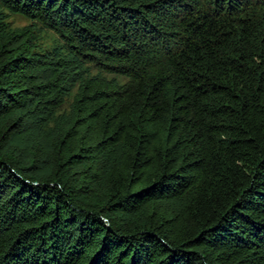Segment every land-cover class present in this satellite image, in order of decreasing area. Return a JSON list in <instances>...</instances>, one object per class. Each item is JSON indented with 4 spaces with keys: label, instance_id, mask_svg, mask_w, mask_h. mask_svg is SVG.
Here are the masks:
<instances>
[{
    "label": "trees",
    "instance_id": "1",
    "mask_svg": "<svg viewBox=\"0 0 264 264\" xmlns=\"http://www.w3.org/2000/svg\"><path fill=\"white\" fill-rule=\"evenodd\" d=\"M0 264H264V0H0Z\"/></svg>",
    "mask_w": 264,
    "mask_h": 264
},
{
    "label": "rangeland",
    "instance_id": "2",
    "mask_svg": "<svg viewBox=\"0 0 264 264\" xmlns=\"http://www.w3.org/2000/svg\"><path fill=\"white\" fill-rule=\"evenodd\" d=\"M5 15V21H7L11 27H23L29 24H32V27L35 29V36H36V43L42 48L43 50L51 51L53 48H56L62 44L61 39L59 36L52 30L44 28L39 23H33L31 19L21 15V14H14L9 11H6L2 9ZM80 69H84L81 76H94V75H100L104 76L106 78H114L117 82H124L126 78L121 75H113V74H107L102 72L101 70L97 69L95 66H93L90 63H82L80 65ZM76 86L69 91L68 95L66 96L65 102L62 105V107L58 108L55 112L56 114L60 113H67L70 108V103L72 101V97L74 96Z\"/></svg>",
    "mask_w": 264,
    "mask_h": 264
}]
</instances>
